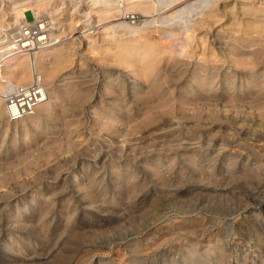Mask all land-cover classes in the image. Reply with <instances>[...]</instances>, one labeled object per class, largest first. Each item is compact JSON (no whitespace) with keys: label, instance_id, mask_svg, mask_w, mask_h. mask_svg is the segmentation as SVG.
<instances>
[{"label":"rangeland","instance_id":"1","mask_svg":"<svg viewBox=\"0 0 264 264\" xmlns=\"http://www.w3.org/2000/svg\"><path fill=\"white\" fill-rule=\"evenodd\" d=\"M57 1L59 38L73 32L76 45L53 78L81 81L83 93L79 100L62 92L68 110L29 127L26 143L20 123L0 125V264H264V240L256 235L264 236V221L259 227L254 217L264 209L254 201L264 191L257 185L264 182V82L240 81L258 66L264 72V33L253 46L260 51L255 62L233 66L235 86L224 81V67L213 89L181 98L182 82L171 96L160 87L137 98L126 77L127 99H118L126 110L116 123L103 124L92 109L107 74L121 68L77 37L84 4ZM217 4L221 14L209 35H247L245 4ZM25 17L31 20V13ZM231 157L245 171L224 183L214 180ZM112 164L120 171L116 178ZM81 166L105 174L89 178L87 195L69 186Z\"/></svg>","mask_w":264,"mask_h":264},{"label":"bare ground","instance_id":"2","mask_svg":"<svg viewBox=\"0 0 264 264\" xmlns=\"http://www.w3.org/2000/svg\"><path fill=\"white\" fill-rule=\"evenodd\" d=\"M63 1L62 3H67L71 8L84 4L83 11L79 12L81 27L77 30L79 32L77 37L83 41V47L89 50L100 48V59L121 68L114 77L108 73V79L104 78L102 93L97 101L99 104L96 106L97 109L96 107L94 110L92 109L95 114L103 115L105 118L103 124L116 123L120 120L121 113L126 110L124 105L120 104L122 101L120 100V103L118 101L119 97L123 100L127 99V94L124 91L127 86L126 77L129 79L130 96L137 98L146 97L149 94L153 96L152 92L158 91L160 87H164L166 93L168 92L171 96L173 88L183 82L179 94L181 98H184L187 91L198 94L196 92L199 90L213 89L217 82L216 79L219 77V68H226L223 79L231 81L234 85L237 77L233 66L250 64L255 57L260 55L259 47L253 48V46L264 33V0L263 4L257 7L246 6L248 0H239L241 5L245 4L241 13L247 18L246 26L243 29L247 35L234 36L226 40L220 34L209 35L211 24L218 21L221 14L217 4L218 0ZM0 2L4 6L3 12L15 16V18L22 16L24 11L30 9L35 17L43 15L48 20L58 22L59 3L57 0H0ZM231 13H234V8L231 9ZM103 20L104 22H101ZM252 32H255L256 37H249ZM47 42L45 47L33 56L14 58L4 67L1 75L8 82L24 84L30 81L33 72L36 71L47 87V99L37 107L33 114L18 121L9 122L5 117L1 95L4 85L0 83V125L3 124L7 127L10 123H14V125L18 123L17 126H19L20 123L23 134L21 139H24L25 143L29 137V127L39 126L43 120L51 119L58 109L62 112L68 110V107L62 105L65 96H61L62 92L72 91L79 96L77 99L82 97L83 93L81 81H63V78L59 80L60 83H57L58 78H53L72 59L73 49L76 45V37L73 36V32H69L65 39L59 38L57 41L49 39ZM259 68L261 67L258 66V69H254L242 78L241 83H254L256 79L264 82V72H258ZM248 85L245 84V86ZM56 86H59L60 89H57ZM244 99L246 98L244 97ZM106 100H109V104H105ZM206 104L211 105L209 102ZM74 108L72 111L76 112L77 106ZM111 166L110 175L116 178L120 172H118V165L112 164ZM244 166L245 164L237 166V159L231 157L224 168L222 164L221 170L214 180L222 183L227 182L238 176L239 172L245 171ZM210 167L211 165L208 164L206 169H210ZM255 167L259 168L258 165ZM74 176L75 178L69 181V186L72 185L76 192L87 195L89 178L103 177L105 174L97 169L94 170L91 166H81L76 170ZM252 178L254 177L252 176ZM65 180L68 182L67 177ZM257 185L264 188L262 180L257 181ZM254 198L256 203L264 207V191L258 192ZM254 217H256L255 224L260 227L264 221V209L262 214H257ZM9 222L11 221L9 220ZM18 222L21 221L18 220ZM256 235L259 241L264 240V236H261L262 233L256 231ZM215 257H218L222 262L218 254H215Z\"/></svg>","mask_w":264,"mask_h":264},{"label":"built area","instance_id":"3","mask_svg":"<svg viewBox=\"0 0 264 264\" xmlns=\"http://www.w3.org/2000/svg\"><path fill=\"white\" fill-rule=\"evenodd\" d=\"M3 10L0 2V83L4 85L1 95L6 119L15 122L33 114L47 99V87L36 71L28 83L8 82L1 76L4 67L16 57L33 56L40 52L47 40L57 41L60 33L57 22L43 15L35 17L31 10L24 11L22 16L16 18ZM26 12L31 13V20L26 19Z\"/></svg>","mask_w":264,"mask_h":264}]
</instances>
